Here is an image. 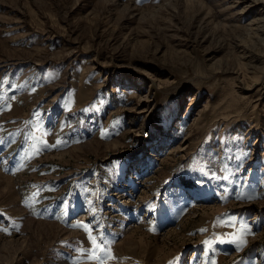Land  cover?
<instances>
[{"label":"rangeland","instance_id":"374dc122","mask_svg":"<svg viewBox=\"0 0 264 264\" xmlns=\"http://www.w3.org/2000/svg\"><path fill=\"white\" fill-rule=\"evenodd\" d=\"M0 264H264V0H0Z\"/></svg>","mask_w":264,"mask_h":264},{"label":"snow or ice","instance_id":"6c2138e0","mask_svg":"<svg viewBox=\"0 0 264 264\" xmlns=\"http://www.w3.org/2000/svg\"><path fill=\"white\" fill-rule=\"evenodd\" d=\"M90 239H91V238H90ZM93 243H95V241H93ZM240 243L242 244V243H243V241L241 240V241H240Z\"/></svg>","mask_w":264,"mask_h":264}]
</instances>
